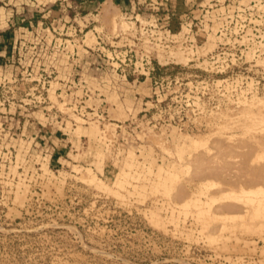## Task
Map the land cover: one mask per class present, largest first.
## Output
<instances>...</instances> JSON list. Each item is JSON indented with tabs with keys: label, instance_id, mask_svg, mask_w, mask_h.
Returning a JSON list of instances; mask_svg holds the SVG:
<instances>
[{
	"label": "rangeland",
	"instance_id": "rangeland-1",
	"mask_svg": "<svg viewBox=\"0 0 264 264\" xmlns=\"http://www.w3.org/2000/svg\"><path fill=\"white\" fill-rule=\"evenodd\" d=\"M259 188L264 0H0V264H264Z\"/></svg>",
	"mask_w": 264,
	"mask_h": 264
},
{
	"label": "built area",
	"instance_id": "built-area-1",
	"mask_svg": "<svg viewBox=\"0 0 264 264\" xmlns=\"http://www.w3.org/2000/svg\"><path fill=\"white\" fill-rule=\"evenodd\" d=\"M143 31H145L147 34V31L151 32L152 30H145L143 28ZM149 35H151V33H149ZM148 41H151V39L148 38ZM116 49V47L110 49L99 39L96 46L93 49H90V51L97 57L96 63L99 68H108L115 73L121 74V76H123L124 78H127L129 77V75L134 74H138L139 76H148L153 70L152 67H149L150 62L148 60V56L143 55L142 52H140V54L142 55H140V58L138 59L141 67L136 65V63L138 62L137 59H134V57L135 53H137L138 50H136L135 47L134 50H131L130 46L125 45L120 51H117ZM79 84L81 86L80 91L82 93V95L80 96L81 102L79 104V111L81 112V114H78L80 118L88 121H105L108 115L107 107L103 99H100V108L94 109V112L92 108L88 110L87 108H85L83 111L81 110V108L83 107V102H86L91 97V92L85 88L84 84L81 81L78 82V85Z\"/></svg>",
	"mask_w": 264,
	"mask_h": 264
},
{
	"label": "bare ground",
	"instance_id": "bare-ground-1",
	"mask_svg": "<svg viewBox=\"0 0 264 264\" xmlns=\"http://www.w3.org/2000/svg\"><path fill=\"white\" fill-rule=\"evenodd\" d=\"M192 143H197L196 141H192ZM259 158H261V157H259ZM173 176H174V174H172V173H169V172H167V175H165V178L166 179H173ZM241 194L246 198V199H248V200H251V202H252V195H255L256 197H257V199H256V201H257V209L258 210H260V209H264V189H262V188H259V189H257V190H255V191H248V192H246V191H241ZM258 210H256V213H255V217H258V214H259V211Z\"/></svg>",
	"mask_w": 264,
	"mask_h": 264
},
{
	"label": "crops",
	"instance_id": "crops-1",
	"mask_svg": "<svg viewBox=\"0 0 264 264\" xmlns=\"http://www.w3.org/2000/svg\"><path fill=\"white\" fill-rule=\"evenodd\" d=\"M126 1V0H125ZM127 2H131V0H127ZM171 2H172V0H171ZM130 4V3H129ZM124 5H125V3H124ZM123 9H125V7L122 5L121 6V10H123ZM127 9V8H126Z\"/></svg>",
	"mask_w": 264,
	"mask_h": 264
}]
</instances>
